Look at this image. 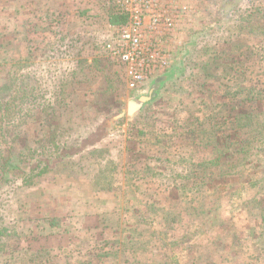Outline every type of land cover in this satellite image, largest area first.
Returning a JSON list of instances; mask_svg holds the SVG:
<instances>
[{
  "label": "rangeland",
  "instance_id": "1",
  "mask_svg": "<svg viewBox=\"0 0 264 264\" xmlns=\"http://www.w3.org/2000/svg\"><path fill=\"white\" fill-rule=\"evenodd\" d=\"M124 1L0 0V264H264V0H150L140 91Z\"/></svg>",
  "mask_w": 264,
  "mask_h": 264
},
{
  "label": "built area",
  "instance_id": "2",
  "mask_svg": "<svg viewBox=\"0 0 264 264\" xmlns=\"http://www.w3.org/2000/svg\"><path fill=\"white\" fill-rule=\"evenodd\" d=\"M135 1L134 7H129L130 0L124 1L128 20L115 28L103 51L121 69L119 73L127 88L140 91L168 67V55L160 47L156 34L160 26L170 30L172 21L153 8L150 0ZM150 10L152 13L146 16Z\"/></svg>",
  "mask_w": 264,
  "mask_h": 264
},
{
  "label": "trees",
  "instance_id": "3",
  "mask_svg": "<svg viewBox=\"0 0 264 264\" xmlns=\"http://www.w3.org/2000/svg\"><path fill=\"white\" fill-rule=\"evenodd\" d=\"M255 12L258 13L257 10ZM263 92H264V83L263 82L257 83L254 88H247L246 89V93L251 95L249 100H251L253 98L254 99L258 98V96L260 94H262Z\"/></svg>",
  "mask_w": 264,
  "mask_h": 264
}]
</instances>
